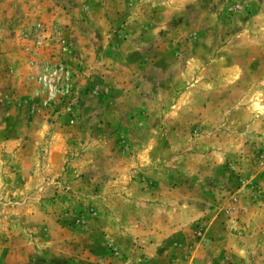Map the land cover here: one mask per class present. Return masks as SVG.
<instances>
[{"label":"rangeland","instance_id":"rangeland-1","mask_svg":"<svg viewBox=\"0 0 264 264\" xmlns=\"http://www.w3.org/2000/svg\"><path fill=\"white\" fill-rule=\"evenodd\" d=\"M0 264H264V0H0Z\"/></svg>","mask_w":264,"mask_h":264},{"label":"crops","instance_id":"crops-1","mask_svg":"<svg viewBox=\"0 0 264 264\" xmlns=\"http://www.w3.org/2000/svg\"><path fill=\"white\" fill-rule=\"evenodd\" d=\"M33 246H34L33 243L32 244L29 243V245L24 246V251L27 252L28 256H30L29 254H30V251L33 250ZM81 250H82L81 247L76 248V252L78 254H85V252H82Z\"/></svg>","mask_w":264,"mask_h":264}]
</instances>
